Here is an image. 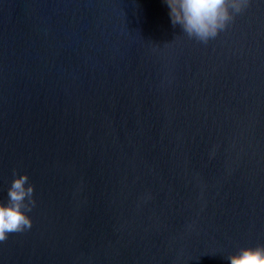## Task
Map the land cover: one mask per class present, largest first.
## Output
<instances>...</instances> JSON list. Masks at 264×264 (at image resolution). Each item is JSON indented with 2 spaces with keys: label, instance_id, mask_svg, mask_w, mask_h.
Masks as SVG:
<instances>
[{
  "label": "water",
  "instance_id": "1",
  "mask_svg": "<svg viewBox=\"0 0 264 264\" xmlns=\"http://www.w3.org/2000/svg\"><path fill=\"white\" fill-rule=\"evenodd\" d=\"M169 12L0 0V204L23 175L36 202L0 264H229L264 246V0L207 44Z\"/></svg>",
  "mask_w": 264,
  "mask_h": 264
},
{
  "label": "clouds",
  "instance_id": "2",
  "mask_svg": "<svg viewBox=\"0 0 264 264\" xmlns=\"http://www.w3.org/2000/svg\"><path fill=\"white\" fill-rule=\"evenodd\" d=\"M173 26H181L190 38L207 44L225 30L233 20L232 11L243 10L246 0H165ZM15 175V173H14ZM27 175L14 179L8 190L7 205L0 204V241L9 233L31 229L32 220L26 214L35 206L34 186ZM27 185V186H26ZM229 264H264V246L242 248L228 257Z\"/></svg>",
  "mask_w": 264,
  "mask_h": 264
}]
</instances>
